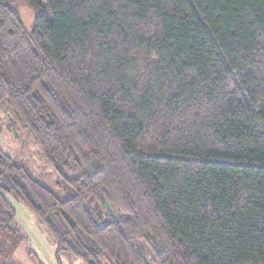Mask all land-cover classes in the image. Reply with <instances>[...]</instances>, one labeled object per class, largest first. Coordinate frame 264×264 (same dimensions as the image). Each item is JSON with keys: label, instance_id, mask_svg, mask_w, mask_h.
<instances>
[{"label": "trees", "instance_id": "1", "mask_svg": "<svg viewBox=\"0 0 264 264\" xmlns=\"http://www.w3.org/2000/svg\"><path fill=\"white\" fill-rule=\"evenodd\" d=\"M11 1L0 107L73 193L0 148V226L11 196L54 264H264V0Z\"/></svg>", "mask_w": 264, "mask_h": 264}, {"label": "rangeland", "instance_id": "2", "mask_svg": "<svg viewBox=\"0 0 264 264\" xmlns=\"http://www.w3.org/2000/svg\"><path fill=\"white\" fill-rule=\"evenodd\" d=\"M19 11L27 30L32 27L33 12L22 2L11 1ZM0 148L12 161L27 169L40 183L60 199L72 195V189L60 175L45 161L38 144L24 128L12 109L5 103L0 107ZM85 169L95 163L88 157L83 160ZM16 210V220L8 230L0 226V264H54V242L36 216L21 202L7 196ZM60 264H81L71 261L64 254Z\"/></svg>", "mask_w": 264, "mask_h": 264}]
</instances>
